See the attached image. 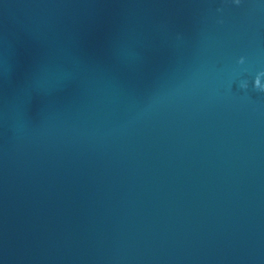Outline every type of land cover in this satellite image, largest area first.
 I'll use <instances>...</instances> for the list:
<instances>
[{"label": "water", "instance_id": "obj_1", "mask_svg": "<svg viewBox=\"0 0 264 264\" xmlns=\"http://www.w3.org/2000/svg\"><path fill=\"white\" fill-rule=\"evenodd\" d=\"M261 89L264 0H0V264H264Z\"/></svg>", "mask_w": 264, "mask_h": 264}, {"label": "clouds", "instance_id": "obj_2", "mask_svg": "<svg viewBox=\"0 0 264 264\" xmlns=\"http://www.w3.org/2000/svg\"><path fill=\"white\" fill-rule=\"evenodd\" d=\"M240 62L243 63V58H241ZM256 85H257V87L260 86V80H259V78H257V80H256ZM261 90L264 91V89H261Z\"/></svg>", "mask_w": 264, "mask_h": 264}]
</instances>
